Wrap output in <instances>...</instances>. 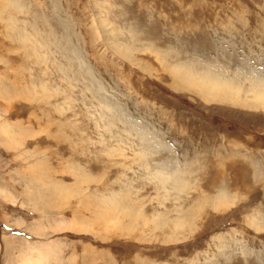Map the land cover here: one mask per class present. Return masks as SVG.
<instances>
[{
    "label": "rangeland",
    "instance_id": "1",
    "mask_svg": "<svg viewBox=\"0 0 264 264\" xmlns=\"http://www.w3.org/2000/svg\"><path fill=\"white\" fill-rule=\"evenodd\" d=\"M260 83L264 0H0V264H264Z\"/></svg>",
    "mask_w": 264,
    "mask_h": 264
},
{
    "label": "bare ground",
    "instance_id": "2",
    "mask_svg": "<svg viewBox=\"0 0 264 264\" xmlns=\"http://www.w3.org/2000/svg\"><path fill=\"white\" fill-rule=\"evenodd\" d=\"M190 72V71H189ZM189 72H187L188 74H189ZM190 75V74H189ZM206 75H207V73H206ZM197 76H198V74H197ZM202 76V75H201ZM202 78V77H201ZM217 78H219V77H217ZM185 79V78H184ZM194 79H195V77H194ZM203 80H204V78H202ZM193 80V79H192ZM214 80H216L217 81V79H214ZM195 82H197L196 80H195ZM212 82H214V81H212ZM192 83V82H191ZM214 85L216 86V88H217V86H222L223 85V89H224V92H223V98L224 99H226L227 98V100L226 101H228V99H230V98H232V99H237L238 97V91H237V88H235V87H233L231 84H228V83H221V82H214ZM259 86H256V88L258 89V91H256L255 92V95H254V100L255 101H258V103H255V105L256 106H253V105H249V107H255V108H257V104H258V106H264V83H260V84H258ZM220 86V87H221ZM196 88V87H195ZM213 90V89H212ZM240 90V89H239ZM220 91V90H219ZM221 92V91H220ZM217 94V93H216ZM252 94V93H251ZM219 95V94H218ZM222 98V99H223ZM239 99L240 98H238V101H239ZM253 99V98H252ZM216 100V99H215ZM230 101H231V99H230ZM242 101H243V99H242ZM229 102V101H228ZM241 102V101H240ZM251 102H253V101H251ZM232 103H234V102H232ZM236 103V102H235ZM231 104V103H230ZM247 104V103H246ZM237 105V104H236ZM246 106V105H245ZM248 106V105H247ZM243 107V106H242ZM260 108V107H259ZM258 109V108H257ZM264 110V109H263ZM168 178V177H167ZM171 178H176V181L178 182V184L181 186V187H183L182 185L184 184V183H186L184 180H181L182 178H180V177H178L177 176V174L175 175H173ZM166 179V178H165ZM179 186V187H180ZM185 186V185H184ZM177 187V186H176ZM183 192V191H182ZM228 198V197H227ZM225 202V201H224ZM215 209V208H214ZM261 215V214H260ZM258 217V219H259V217L260 216H257ZM262 220H264V218L262 219ZM249 223V222H248ZM249 224H251V222L249 223ZM251 228H253V229H255L256 231H264V221H263V223H257L256 224V222H255V224L253 223V227L252 226H250ZM36 249V248H35ZM43 258V256H41V255H38V259H42ZM35 261V260H34ZM37 261V264H38V260H36Z\"/></svg>",
    "mask_w": 264,
    "mask_h": 264
}]
</instances>
